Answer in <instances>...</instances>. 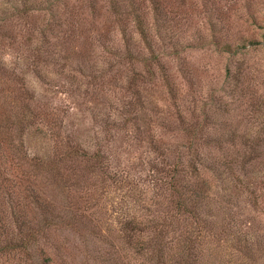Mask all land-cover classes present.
<instances>
[{
  "label": "rangeland",
  "instance_id": "obj_1",
  "mask_svg": "<svg viewBox=\"0 0 264 264\" xmlns=\"http://www.w3.org/2000/svg\"><path fill=\"white\" fill-rule=\"evenodd\" d=\"M138 2L152 51L109 0H0V207H20L30 229L0 264H131L110 256L122 252L114 229L92 234L81 221L82 232L46 233V206H100L94 220L115 224L148 195L154 145L172 156L188 139L204 164L220 161L200 165L224 212L214 227L264 264V0ZM68 139L87 152L79 166L57 161Z\"/></svg>",
  "mask_w": 264,
  "mask_h": 264
},
{
  "label": "trees",
  "instance_id": "obj_2",
  "mask_svg": "<svg viewBox=\"0 0 264 264\" xmlns=\"http://www.w3.org/2000/svg\"><path fill=\"white\" fill-rule=\"evenodd\" d=\"M109 1L111 10L115 6L127 9L123 11L132 15L142 41L149 51H152V36L144 24L142 13L138 11L140 6L136 5L140 4L139 0ZM126 46L129 53L128 41ZM6 111L5 107H0V132L3 128L1 116H4L3 112ZM17 122L21 123V119ZM7 126L10 124H6V128ZM10 127V131L5 133L8 138L14 137L17 125ZM1 137L2 135L0 159L3 140ZM187 141L182 144V149L175 150L176 154L172 156L169 154L171 150L169 146L164 145L160 148L154 145V150L157 149L159 152L157 157L159 159L148 160L152 175L144 180L146 183L144 191L148 195H143L139 202L134 199L133 204L127 205L126 209H130L131 212L117 216L114 219L115 224L111 222L102 224L94 220L92 213L94 215L95 212L97 214L103 212L100 206H96L95 210L88 209L86 214L76 213L75 208L70 210L69 207L52 200L46 206L48 213L46 233L49 231L53 233L64 225L82 232L83 228L79 227L82 225L81 221L86 223L84 227H88V232L92 234L112 233L114 229L115 241L111 244L118 246L122 252L110 256L112 258L122 256V260L131 264H253L255 256L249 247H244L243 250V247H240L241 243L227 242L220 230L214 227L217 223L223 225L224 212L209 192L207 179L203 176L200 165H208L214 169L220 161L214 160V166L208 164L209 162L204 164L206 158L200 154L197 142L193 139ZM61 145L66 146L64 152L66 156H61L57 161L66 157L65 160L68 159L71 164L79 166V163L87 158V152L78 141L70 140ZM53 147H60L57 141L53 142ZM64 164L65 162L62 166ZM5 180L6 176L0 171V188L5 184ZM8 208L6 212L3 206L0 207V218L5 215L8 217L6 222L8 235L6 238H0V249L13 245L25 246L30 233L26 221L21 218L20 207L10 202ZM3 225L0 224V227ZM236 240L239 241L240 237L237 236ZM242 240L248 243L247 238ZM137 253H141L142 258L132 261Z\"/></svg>",
  "mask_w": 264,
  "mask_h": 264
}]
</instances>
